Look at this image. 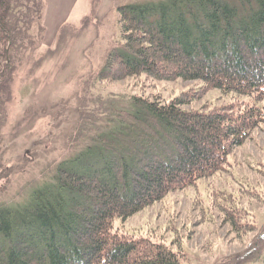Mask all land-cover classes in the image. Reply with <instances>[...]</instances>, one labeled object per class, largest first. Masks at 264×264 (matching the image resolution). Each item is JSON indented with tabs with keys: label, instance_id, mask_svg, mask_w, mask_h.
<instances>
[{
	"label": "trees",
	"instance_id": "1",
	"mask_svg": "<svg viewBox=\"0 0 264 264\" xmlns=\"http://www.w3.org/2000/svg\"><path fill=\"white\" fill-rule=\"evenodd\" d=\"M34 7L38 20L41 6ZM119 11L121 40L98 74L102 82L141 74L202 80L247 99L203 110L184 108L189 93L168 101L134 96L133 110L108 116L26 202L0 206V264H190L172 243L114 223L224 172L264 127V0H165ZM12 14L11 0H0L3 94L16 44ZM226 202L218 206L222 226L240 236L257 229L240 201Z\"/></svg>",
	"mask_w": 264,
	"mask_h": 264
},
{
	"label": "rangeland",
	"instance_id": "2",
	"mask_svg": "<svg viewBox=\"0 0 264 264\" xmlns=\"http://www.w3.org/2000/svg\"><path fill=\"white\" fill-rule=\"evenodd\" d=\"M35 1L41 6L38 20ZM159 1L165 0H11L17 31L14 60L1 80L7 94L0 90V206L26 202L51 181L61 161L104 129L108 116L133 110L136 95L168 101L189 93L193 97L184 108L203 110L247 99L206 89L202 80L146 74L109 84L100 80L109 52L121 40L119 8ZM259 105L264 108V100ZM219 193L227 196L215 199ZM232 198L252 213L246 218L255 222L254 232L240 236L222 226L218 206ZM114 227L172 243L190 264H264V127L231 154L224 172Z\"/></svg>",
	"mask_w": 264,
	"mask_h": 264
}]
</instances>
